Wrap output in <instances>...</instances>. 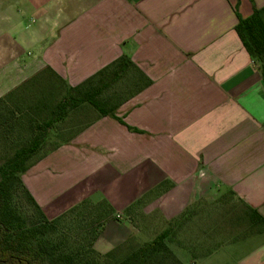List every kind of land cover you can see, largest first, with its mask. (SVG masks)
<instances>
[{"label":"crops","instance_id":"1","mask_svg":"<svg viewBox=\"0 0 264 264\" xmlns=\"http://www.w3.org/2000/svg\"><path fill=\"white\" fill-rule=\"evenodd\" d=\"M255 9L264 0H0V99L75 87L122 56L151 80L116 107L125 123L65 128L22 174L48 218L108 203L94 241L107 253L189 215L211 238L194 264H264V222L244 234L226 198L264 219V75L236 31Z\"/></svg>","mask_w":264,"mask_h":264},{"label":"rangeland","instance_id":"2","mask_svg":"<svg viewBox=\"0 0 264 264\" xmlns=\"http://www.w3.org/2000/svg\"><path fill=\"white\" fill-rule=\"evenodd\" d=\"M144 83L145 81L135 67L119 63L98 75L93 80L92 87L101 90L98 98L104 101L107 110H111ZM54 84L55 86L50 89L49 93L42 92V88H32V90H23L22 93L14 95L8 94L0 103V113L5 114L4 117L7 121L0 126V164L9 161L21 147L40 140L39 150L30 159L31 162L36 161L59 142L60 131L65 132L64 129L69 128L66 136H71L100 114V111L93 105L84 103L71 108L65 121L56 122V107L68 90L61 81H55ZM49 120L50 123L53 120L51 125L47 123ZM49 127L51 131L48 133L46 130ZM226 198L228 201L227 217L233 225L242 226L244 234L250 235L264 226L258 224L260 222H251L250 210L237 201L232 193H228ZM13 204L28 223L42 220V215L36 210L21 187H18L14 193ZM105 210V206L101 204L84 201L57 217L50 218V221L54 223L55 232L49 235V238L59 244L62 242L65 249H78L82 254L96 257L102 264H110L137 249L145 243L143 241H151L169 229V234L165 238L169 252L157 254L151 259L150 264H194L196 257L207 254L204 250L198 252L194 245H204L211 238L202 235L204 233L202 230L203 221L192 220L189 215L163 226L161 231L156 232L153 236H147L141 242L138 239L133 240L114 258L110 255L107 256L110 251L100 253L94 247L95 252L93 253L91 252L92 238L100 230L106 216L112 215V213L108 215ZM257 225H261V227ZM215 242H218L217 239ZM188 249L190 252L187 251ZM195 249L196 251H194Z\"/></svg>","mask_w":264,"mask_h":264},{"label":"trees","instance_id":"3","mask_svg":"<svg viewBox=\"0 0 264 264\" xmlns=\"http://www.w3.org/2000/svg\"><path fill=\"white\" fill-rule=\"evenodd\" d=\"M236 31L250 55L261 63V69L264 75V9H255L253 14L246 18L239 17ZM119 63H125L126 65L128 64L135 67L141 78L145 81L144 85L151 83V80L126 56L120 57L109 66L75 87L66 84V82L60 78L62 83L66 85L68 91L59 104V115L56 118L62 119L65 115L69 114L71 108L84 103H90L100 111V115L110 114L122 123H125L122 118L117 117L114 113L118 105L111 110H107L104 101L98 98L101 90L92 87V82L98 75ZM120 69L122 70L123 68ZM141 87L142 86L130 94V96L141 89ZM3 100L4 99H0V103ZM4 116L5 114L0 113V126L7 123L5 120L6 117ZM52 122L50 124H52ZM130 129L138 131V129L133 127H130ZM40 144L41 141L36 140L32 142V144L23 146L17 150L9 161L0 164V264H102L96 257L82 254L78 249H65L62 246V242L59 244L49 238V235L55 232L54 223L50 221L51 219L45 214L42 207L34 199L22 180V174L43 157L41 155L36 161H30L39 150ZM54 147L50 148L48 151H51ZM18 187H21L25 191L30 202L42 215V220L30 224L14 207L13 197ZM100 204L105 206V212L108 213V215L113 213L111 205L106 202ZM250 213L252 223H257L259 220L264 222L262 216L257 212L251 210ZM103 225L104 223L101 225L97 234L92 238L91 252L93 253L95 252L93 248L94 241ZM168 234L169 229L159 234L153 240L141 244L137 249L132 250L126 256L110 264H150L151 259L157 254L169 252V248L165 244V238ZM133 240H135V238L132 237L125 243L115 247L107 256L110 255V257L114 258Z\"/></svg>","mask_w":264,"mask_h":264}]
</instances>
